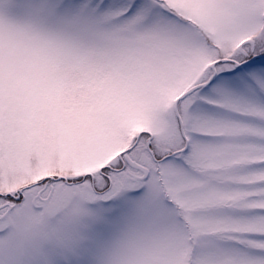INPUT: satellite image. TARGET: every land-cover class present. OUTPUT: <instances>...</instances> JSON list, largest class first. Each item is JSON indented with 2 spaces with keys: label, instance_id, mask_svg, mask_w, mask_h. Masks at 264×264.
<instances>
[{
  "label": "snow or ice",
  "instance_id": "obj_1",
  "mask_svg": "<svg viewBox=\"0 0 264 264\" xmlns=\"http://www.w3.org/2000/svg\"><path fill=\"white\" fill-rule=\"evenodd\" d=\"M0 264H264V0H0Z\"/></svg>",
  "mask_w": 264,
  "mask_h": 264
}]
</instances>
